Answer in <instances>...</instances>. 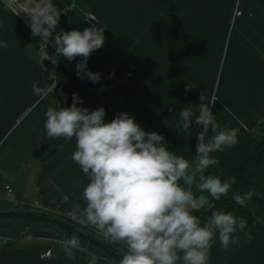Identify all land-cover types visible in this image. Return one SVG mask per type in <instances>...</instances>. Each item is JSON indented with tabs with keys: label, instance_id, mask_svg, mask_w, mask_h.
Returning a JSON list of instances; mask_svg holds the SVG:
<instances>
[{
	"label": "crops",
	"instance_id": "obj_1",
	"mask_svg": "<svg viewBox=\"0 0 264 264\" xmlns=\"http://www.w3.org/2000/svg\"><path fill=\"white\" fill-rule=\"evenodd\" d=\"M52 2L62 14L56 32L83 31L89 27L84 21L88 11L100 18L97 27H104L105 43L91 54L87 70L100 73L101 80L77 77L80 57H58L57 71L80 90L100 94L110 121L121 112L133 115L141 128L162 134L168 150L190 162L202 127L193 124L189 133L178 129L179 113L191 107L198 114L202 93L203 103L210 109L216 103L247 132L264 125V0ZM29 3L14 0L9 7L8 0H0V41L9 44L0 47V210L23 209L29 201L32 209L80 222L88 180L71 158L75 141L65 140L50 159L32 163L35 150L48 140L45 112L59 100L53 91L38 103L32 92L36 81L48 85L44 55L55 49L31 35L23 13ZM188 85L192 89L186 91ZM102 86L105 91L99 90ZM234 236L238 243L227 249L214 236L208 264H264L262 221ZM62 239L48 226L0 221V264H116L90 247L73 249L75 258L69 259ZM50 247L52 255L45 256Z\"/></svg>",
	"mask_w": 264,
	"mask_h": 264
},
{
	"label": "clouds",
	"instance_id": "obj_2",
	"mask_svg": "<svg viewBox=\"0 0 264 264\" xmlns=\"http://www.w3.org/2000/svg\"><path fill=\"white\" fill-rule=\"evenodd\" d=\"M8 6L14 7V0H8ZM23 13L31 35L40 37L42 46L51 43L54 47L53 55L47 57L53 65L58 64L60 56L68 61L80 57L75 65L77 77L93 83L101 80L100 73L87 70V63L91 54L104 46V27L56 32L62 14L52 0H30ZM8 46V41H0V47ZM113 76L109 74V78ZM47 79L51 83L45 87H40L39 81L32 84L38 103L53 94L57 86L54 74H48ZM191 89L188 85L186 91ZM203 100L202 93L198 114L191 107L179 113L178 129L189 133L193 124L202 127L196 133L191 162L169 151L162 134L145 131L129 113L121 112L105 122L103 107H78L83 101L75 93L71 106L56 102V107L47 108L46 136L75 141L71 158L88 180L82 192L85 206L80 222L125 246L119 264H208L214 236L227 249L238 243L234 233L247 227L243 217L217 210L212 202L227 196L236 183L235 176L222 182L218 176L206 174L219 163L212 154L236 145L239 129L218 130L215 115ZM254 195H258L255 190L233 193L232 199L243 207ZM75 207L81 209L80 203ZM195 213L210 215L202 221ZM60 243L65 256L74 259L73 249L80 248L79 238L74 234Z\"/></svg>",
	"mask_w": 264,
	"mask_h": 264
},
{
	"label": "trees",
	"instance_id": "obj_3",
	"mask_svg": "<svg viewBox=\"0 0 264 264\" xmlns=\"http://www.w3.org/2000/svg\"><path fill=\"white\" fill-rule=\"evenodd\" d=\"M48 74L49 72L47 68L45 78L48 84H50L51 82L47 79ZM55 76L57 86L54 91L58 97L60 106H71L73 94L75 93L78 94L83 101L82 104L77 105L78 107L82 106L90 110H95L100 107L104 108V100L100 94L80 90L66 76L58 71ZM61 93L64 95H61ZM65 95L67 96L66 102ZM210 110L213 115H215L216 123L219 126L218 130L235 128L239 129V133L238 143L236 145L232 147H225L223 151H218L212 154L219 161V163L208 169L206 173L218 176L222 182L229 177L235 176L236 183L232 186V189L227 196H222L219 201H212L211 196H209V200L214 203L217 210L226 213L230 212L235 217H243L247 221L246 228L251 227L257 220L264 223V125L259 127L255 132L249 133L216 103L212 105ZM105 122H110L107 115L105 116ZM209 135H211V129H209ZM64 141L65 140L62 138H57L55 140L48 138L47 143L43 147L35 150L32 156V163L34 165H38L50 159ZM252 190H255L258 195H254L251 200L246 201V206L242 207L232 199L233 193L243 194ZM196 194L207 195V193L199 192ZM32 208L34 207L29 201H27L23 207V209ZM195 214L201 216L202 221L210 215V213ZM63 218L79 225L89 232L100 235L99 232L91 225L82 224L81 222H76L70 218ZM61 233L63 234L64 239L71 238V236L67 235L63 231H61ZM107 240L121 250L123 249L116 242H112L109 239ZM79 242L82 245H87L80 240Z\"/></svg>",
	"mask_w": 264,
	"mask_h": 264
},
{
	"label": "water",
	"instance_id": "obj_4",
	"mask_svg": "<svg viewBox=\"0 0 264 264\" xmlns=\"http://www.w3.org/2000/svg\"><path fill=\"white\" fill-rule=\"evenodd\" d=\"M5 220L41 222L53 226L71 237L75 234L80 241L87 244L88 246L99 249L117 264H119V261L122 259L123 254L125 253L123 250L109 242L104 237L89 232L79 225L74 224L52 212L36 209L0 210V221Z\"/></svg>",
	"mask_w": 264,
	"mask_h": 264
},
{
	"label": "built area",
	"instance_id": "obj_5",
	"mask_svg": "<svg viewBox=\"0 0 264 264\" xmlns=\"http://www.w3.org/2000/svg\"><path fill=\"white\" fill-rule=\"evenodd\" d=\"M238 13H240V11H239ZM84 21H85V23H86L89 27H90V26H93V25L97 26V25L100 23V18H99V16H98L97 14H95L94 12H92V11H88V12L85 14ZM52 55H53V53H51V54H45V55H44V58H45V59L47 60V62H48V72H49V74L51 73V74L56 75L58 64L53 65V64L50 62V59L47 58V57H51ZM65 239H70V238H65ZM65 239L60 240V242L63 241V240H65ZM60 245H61V243H60ZM87 248H88V247H87L86 245H82V244H80V248H79V249H81V250H86ZM52 253H53V248L50 247V248H48V249L45 251L44 255H45V256H50V255H52ZM86 264H92V263H91L90 261H88Z\"/></svg>",
	"mask_w": 264,
	"mask_h": 264
},
{
	"label": "rangeland",
	"instance_id": "obj_6",
	"mask_svg": "<svg viewBox=\"0 0 264 264\" xmlns=\"http://www.w3.org/2000/svg\"><path fill=\"white\" fill-rule=\"evenodd\" d=\"M32 173H33V171H31ZM33 179H32V183H33ZM30 188H31V191H35V184H33L32 186H30ZM23 207L25 206V204L23 203V205H22ZM8 221H11V220H8ZM27 222H29V223H31L32 224V226H34V227H38V226H48V227H50V228H52V229H54V230H58V231H60L59 229H57V228H55V227H53V226H50V225H48V224H45V223H41V222H31V221H27ZM31 231L32 232H34V230H32L31 229ZM61 232V231H60ZM91 248V250H95L96 248L95 247H90ZM98 250V249H97Z\"/></svg>",
	"mask_w": 264,
	"mask_h": 264
}]
</instances>
